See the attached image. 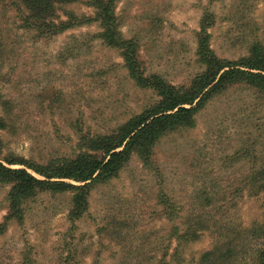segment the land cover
I'll return each instance as SVG.
<instances>
[{"label":"rangeland","instance_id":"1","mask_svg":"<svg viewBox=\"0 0 264 264\" xmlns=\"http://www.w3.org/2000/svg\"><path fill=\"white\" fill-rule=\"evenodd\" d=\"M65 10L92 14L84 3ZM206 12L219 58L264 44V0H118L115 9L145 71L177 86L203 70L195 52ZM98 33L93 23L37 38L0 4L1 159L74 157L80 133H108L153 100ZM152 151L151 167L133 155L116 178L92 189L74 226L70 195L49 193L27 202L22 223H5L9 188L0 185V264H154L174 252L179 264H195L222 239L240 235L247 245L244 231L264 223V192L253 195L258 187L248 178L264 165L263 97L231 87L197 114L195 128L163 137ZM165 198L167 206L159 202ZM174 226L195 238L175 248Z\"/></svg>","mask_w":264,"mask_h":264},{"label":"trees","instance_id":"2","mask_svg":"<svg viewBox=\"0 0 264 264\" xmlns=\"http://www.w3.org/2000/svg\"><path fill=\"white\" fill-rule=\"evenodd\" d=\"M5 2V3H4ZM118 0H0L12 7L21 28L33 31L37 38H53L69 29L98 25L101 43L119 51L128 78L142 90L152 93L153 100L141 112L131 116L104 134H79L78 153L71 158L51 159L36 163L22 158H0V185L9 188L6 195L5 223H22L27 202L41 193L69 194L71 208L68 222L74 226L88 211L92 189L116 178L136 155L144 166H152L153 148L163 137L196 126V116L210 100L235 86H245L264 98V44L255 41L247 54L235 60L219 58L210 47L208 29L213 25L211 13H205L197 33L196 60L203 70L186 85H173L160 75L147 73L139 59L138 43L124 38L115 13ZM84 3L91 15H77L66 6ZM0 119V130L5 129ZM4 127V128H3ZM1 156V153H0ZM264 192V165L248 177ZM167 206L165 198L159 201ZM171 207L165 215L170 220ZM174 214V213H172ZM173 216V215H172ZM0 234L3 225H0ZM247 245L222 239L200 255L195 264H264V223L244 231ZM171 238L188 242L195 238L187 229L174 226ZM174 252L170 261L164 257L154 264H179ZM152 264V263H151Z\"/></svg>","mask_w":264,"mask_h":264}]
</instances>
